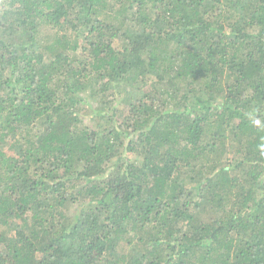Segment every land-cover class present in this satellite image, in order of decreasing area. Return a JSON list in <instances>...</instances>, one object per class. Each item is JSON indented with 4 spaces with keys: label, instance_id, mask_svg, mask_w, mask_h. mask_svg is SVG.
Returning a JSON list of instances; mask_svg holds the SVG:
<instances>
[{
    "label": "trees",
    "instance_id": "obj_1",
    "mask_svg": "<svg viewBox=\"0 0 264 264\" xmlns=\"http://www.w3.org/2000/svg\"><path fill=\"white\" fill-rule=\"evenodd\" d=\"M0 264H264V0H0Z\"/></svg>",
    "mask_w": 264,
    "mask_h": 264
},
{
    "label": "rangeland",
    "instance_id": "obj_2",
    "mask_svg": "<svg viewBox=\"0 0 264 264\" xmlns=\"http://www.w3.org/2000/svg\"><path fill=\"white\" fill-rule=\"evenodd\" d=\"M88 112L90 113V111H88ZM185 186H186V184H185ZM188 188H190V187H188ZM195 194H196V192H195V191H193V195L196 197V195H195ZM195 197H194V198H195Z\"/></svg>",
    "mask_w": 264,
    "mask_h": 264
}]
</instances>
